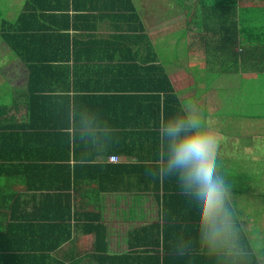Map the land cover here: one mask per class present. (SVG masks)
Instances as JSON below:
<instances>
[{
  "label": "crops",
  "instance_id": "crops-1",
  "mask_svg": "<svg viewBox=\"0 0 264 264\" xmlns=\"http://www.w3.org/2000/svg\"><path fill=\"white\" fill-rule=\"evenodd\" d=\"M263 7L0 0V264H233L201 248L199 206L177 178L148 174L160 121L188 100L220 130L251 253L261 235L244 204L260 198L250 182L264 172V58L245 18L258 22ZM235 15L236 26L218 20Z\"/></svg>",
  "mask_w": 264,
  "mask_h": 264
},
{
  "label": "clouds",
  "instance_id": "clouds-1",
  "mask_svg": "<svg viewBox=\"0 0 264 264\" xmlns=\"http://www.w3.org/2000/svg\"><path fill=\"white\" fill-rule=\"evenodd\" d=\"M163 151L155 170L148 174L163 182L176 177L182 194L198 204V240L209 257L224 256L239 264L254 255L264 264V242L250 245L251 253L240 246L238 214L233 204L232 185L218 163L220 130L206 118L194 100L181 104L172 116L160 121ZM87 163L89 161H82ZM191 251V244L176 248L177 255Z\"/></svg>",
  "mask_w": 264,
  "mask_h": 264
},
{
  "label": "trees",
  "instance_id": "trees-1",
  "mask_svg": "<svg viewBox=\"0 0 264 264\" xmlns=\"http://www.w3.org/2000/svg\"><path fill=\"white\" fill-rule=\"evenodd\" d=\"M257 11L260 15L258 18V22L256 21V18L252 15L247 18H245V23H253L255 28L257 27L256 32H246V35H248L249 38H246V40H250L253 42H256L259 44L258 52L260 53L259 57L264 58V7L263 8H257ZM238 19V16H230L228 18L224 17H218L219 21H225V23L228 26H231L232 23L236 26V21ZM241 22L244 25V19L241 20ZM231 31V28H230ZM249 31V30H246ZM5 40L10 41V37L7 35V33H2ZM230 34V32H229ZM251 37V38H250ZM256 51V50H254ZM253 259L254 264H258L256 257L250 255Z\"/></svg>",
  "mask_w": 264,
  "mask_h": 264
},
{
  "label": "rangeland",
  "instance_id": "rangeland-1",
  "mask_svg": "<svg viewBox=\"0 0 264 264\" xmlns=\"http://www.w3.org/2000/svg\"><path fill=\"white\" fill-rule=\"evenodd\" d=\"M2 71H4V70H2ZM2 71L0 70V72H2ZM244 131H245V128H244ZM260 167L262 169H264V165L261 164ZM250 183H252V185L254 187L257 183L260 198H255L251 201V197L247 196L246 198H250V200H247V202H249V203L244 204V210L246 208H251V210H252L251 211L252 212L251 218L254 219V223H255L253 230H256V229L260 230V235H261L260 242H264V227L263 226L261 227V225H262L261 222L264 220V199H263V196H264V172H261L260 176L254 177ZM242 201H244V200H242ZM246 218L249 219L248 217H246ZM256 225H258V226L256 227Z\"/></svg>",
  "mask_w": 264,
  "mask_h": 264
},
{
  "label": "built area",
  "instance_id": "built-area-1",
  "mask_svg": "<svg viewBox=\"0 0 264 264\" xmlns=\"http://www.w3.org/2000/svg\"><path fill=\"white\" fill-rule=\"evenodd\" d=\"M111 160L112 161H117L118 160V157H112Z\"/></svg>",
  "mask_w": 264,
  "mask_h": 264
}]
</instances>
